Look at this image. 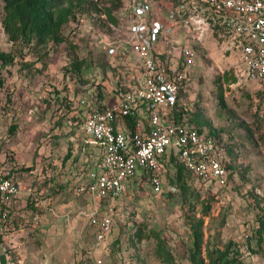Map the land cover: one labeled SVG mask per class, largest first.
Returning <instances> with one entry per match:
<instances>
[{"label": "rangeland", "instance_id": "rangeland-1", "mask_svg": "<svg viewBox=\"0 0 264 264\" xmlns=\"http://www.w3.org/2000/svg\"><path fill=\"white\" fill-rule=\"evenodd\" d=\"M5 5L0 0V155L30 187L21 223L0 214L8 264H264V80L233 85L243 67L236 53L215 33L197 41L175 28L177 43L165 45L173 58L183 59L181 46L192 51L178 107L219 139L231 176L219 186L163 159L159 178L175 191L154 193L137 175L116 199L93 200L77 192L99 157L92 145L82 149L81 127L128 88L130 75L92 42L127 38L123 1L64 4L65 16L17 40L2 24ZM103 218L110 224L102 232Z\"/></svg>", "mask_w": 264, "mask_h": 264}, {"label": "built area", "instance_id": "built-area-1", "mask_svg": "<svg viewBox=\"0 0 264 264\" xmlns=\"http://www.w3.org/2000/svg\"><path fill=\"white\" fill-rule=\"evenodd\" d=\"M122 1L128 16L127 38L110 41L100 37L92 46L132 60L131 85L113 103L96 108L85 118L79 142L82 149L96 147L99 157L77 192L98 201L116 199L137 175L149 181L154 193L175 191V185L166 188L158 175L160 163L170 155L194 176L226 185L229 169L222 143L178 108L179 89L187 78L184 58L192 51L181 46L183 59L179 60L165 45L177 43L172 37L178 26L203 41L213 35V25L222 24L215 35L223 41L224 51L236 53L243 66L232 84L264 80V0ZM173 111L179 112L177 119ZM127 116L136 119L133 131L122 122ZM15 168L10 161H0L1 215H5L3 205L20 191ZM109 224L107 218L99 220L102 232Z\"/></svg>", "mask_w": 264, "mask_h": 264}, {"label": "trees", "instance_id": "trees-1", "mask_svg": "<svg viewBox=\"0 0 264 264\" xmlns=\"http://www.w3.org/2000/svg\"><path fill=\"white\" fill-rule=\"evenodd\" d=\"M6 5L4 8V16L2 19V24L4 28L7 30L9 37L12 40H17L20 38H25L26 36L38 31L43 25H46L49 21L53 20L57 16H65V7L64 4L67 5L68 8L78 3L80 0H5ZM179 0H165L164 2L177 3ZM158 4H161L158 0H156ZM214 28V33L222 29V24L216 23L212 26ZM104 53L107 57L111 58L112 61L121 62L122 67L128 75H130V85H131V74H132V65L130 62L126 61V58L116 54L109 55L104 50H97ZM11 58H5L3 61V65H6L11 62ZM120 65V66H121ZM234 82V81H233ZM128 88L122 92H119L116 96H120L121 93L126 92ZM180 91V89H179ZM218 98L221 104H224L222 89L220 88L218 91ZM105 107V105H102ZM99 107V108H102ZM179 108V107H178ZM181 112L182 109L179 108ZM175 117L178 118L179 112L173 111ZM122 122L129 130H134L136 126V119L131 116L124 117ZM196 126L201 128L200 125L196 123ZM209 135H214L212 132H208ZM167 161L171 163H177V169L180 174L181 170L188 171L184 165L180 162H176L172 155L169 156ZM229 175L231 176L230 167ZM220 263V259L214 261L212 264Z\"/></svg>", "mask_w": 264, "mask_h": 264}, {"label": "crops", "instance_id": "crops-1", "mask_svg": "<svg viewBox=\"0 0 264 264\" xmlns=\"http://www.w3.org/2000/svg\"><path fill=\"white\" fill-rule=\"evenodd\" d=\"M86 148H84V150ZM2 160L10 161L12 164L16 163L13 159L0 155V161ZM14 172L15 177L20 185V191L15 197L10 199L7 203L3 205V209L5 211L4 216H7L10 221H12V218H15L16 222L18 221L17 223H21V218H24L25 214L28 213L26 210L23 209V206L26 203L30 187L28 186V182L24 180V173L19 170V167L16 166ZM11 224L13 225V223Z\"/></svg>", "mask_w": 264, "mask_h": 264}, {"label": "water", "instance_id": "water-1", "mask_svg": "<svg viewBox=\"0 0 264 264\" xmlns=\"http://www.w3.org/2000/svg\"><path fill=\"white\" fill-rule=\"evenodd\" d=\"M0 264H7V257L5 253H0Z\"/></svg>", "mask_w": 264, "mask_h": 264}]
</instances>
